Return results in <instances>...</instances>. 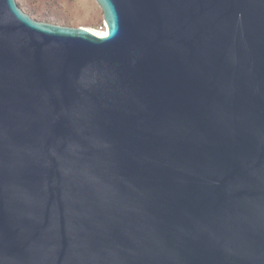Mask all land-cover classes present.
Wrapping results in <instances>:
<instances>
[{"label": "water", "instance_id": "obj_1", "mask_svg": "<svg viewBox=\"0 0 264 264\" xmlns=\"http://www.w3.org/2000/svg\"><path fill=\"white\" fill-rule=\"evenodd\" d=\"M94 1L0 0V264H264V0Z\"/></svg>", "mask_w": 264, "mask_h": 264}, {"label": "rangeland", "instance_id": "obj_2", "mask_svg": "<svg viewBox=\"0 0 264 264\" xmlns=\"http://www.w3.org/2000/svg\"><path fill=\"white\" fill-rule=\"evenodd\" d=\"M32 12V19L90 31L105 29L102 12L94 0H15Z\"/></svg>", "mask_w": 264, "mask_h": 264}, {"label": "bare ground", "instance_id": "obj_3", "mask_svg": "<svg viewBox=\"0 0 264 264\" xmlns=\"http://www.w3.org/2000/svg\"><path fill=\"white\" fill-rule=\"evenodd\" d=\"M88 31L91 32V33H93L94 35H96L98 37H103V36H106V34H107L106 28L103 29L102 31H99V32H97V31H90V30H88Z\"/></svg>", "mask_w": 264, "mask_h": 264}, {"label": "trees", "instance_id": "obj_4", "mask_svg": "<svg viewBox=\"0 0 264 264\" xmlns=\"http://www.w3.org/2000/svg\"><path fill=\"white\" fill-rule=\"evenodd\" d=\"M24 13H26L27 15H29L30 17H32V12L29 9H24L23 7H21L20 5H17ZM42 22V21H41ZM67 26V25H64Z\"/></svg>", "mask_w": 264, "mask_h": 264}]
</instances>
